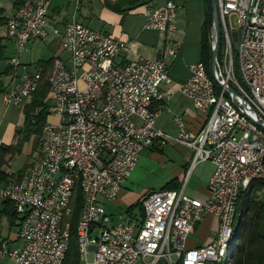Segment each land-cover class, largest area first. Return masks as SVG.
<instances>
[{"label": "built area", "instance_id": "built-area-1", "mask_svg": "<svg viewBox=\"0 0 264 264\" xmlns=\"http://www.w3.org/2000/svg\"><path fill=\"white\" fill-rule=\"evenodd\" d=\"M216 3L226 40L223 64L217 61L220 83L200 61L172 91L170 61L181 53L173 38L178 30L175 1L143 6L145 28L163 33L165 44L156 59L133 61L122 59L125 41L54 15L53 0L15 1L2 30L5 39L20 53L31 42L57 43L68 56L54 57L48 77L49 114L58 115L60 122L47 121L37 161L0 187V207L10 201L20 218L16 239L0 246V264L7 259L11 264H63L78 190L80 264H230L238 202L253 181H264V0ZM232 15L239 28L231 32ZM10 64L15 73L1 97L7 107L26 106L43 68L16 59ZM176 93L206 115L197 135L189 132L183 116L174 118L175 138L156 127ZM169 140L194 151L182 188L148 193L140 220H113L104 202L119 197L142 150ZM203 162L212 163L214 171L207 197L200 199L187 195L185 188L191 171ZM209 215L219 219L215 236L208 244L187 248L191 233Z\"/></svg>", "mask_w": 264, "mask_h": 264}, {"label": "rangeland", "instance_id": "rangeland-1", "mask_svg": "<svg viewBox=\"0 0 264 264\" xmlns=\"http://www.w3.org/2000/svg\"><path fill=\"white\" fill-rule=\"evenodd\" d=\"M16 0H0V5L5 9L6 16H10L12 10L14 9ZM78 0H53L55 5H59L66 14L69 11L71 15L75 13L76 5ZM81 3L88 8H84L87 12L89 7L93 9V13L90 16L94 23H89L92 27L98 28L100 23H96L99 18V9L101 3L99 0H79ZM161 4L166 2V0H156ZM179 7L178 20L180 34H179V47L181 53L174 59L175 66L173 71L179 70L182 75H185L189 68L200 62L201 60V38H202V26L205 19V6L203 0H174ZM89 12V11H88ZM141 18L136 20L135 23H131L128 33L131 36V43L135 44L133 49L138 51L141 56L149 57V55L155 53V50L163 43V33L159 31H150L143 28L144 22ZM228 25L230 31L238 30L239 19L236 15H232L228 18ZM165 36V35H164ZM175 36V35H174ZM166 38V37H165ZM165 42V41H164ZM234 50L237 53L238 44L232 40ZM5 44L7 46V57L11 59H16L20 61L21 64H28L34 66L38 61H47L55 56H63L66 58L68 55L56 44L52 46L48 45L42 41L31 42L27 45V51L20 53L18 47L15 43L6 40ZM22 68L20 69V72ZM173 78V73H172ZM176 80V79H175ZM25 104L20 106L7 107L2 97L0 96V143L6 145L10 144H20L21 151L15 156L9 159L8 164L5 169L10 174H18L22 170H26L30 165L37 161L39 157V150H36V139L37 136L32 134L28 140L24 139V121H25ZM50 123H59L60 117L58 115H50ZM18 131L23 133L18 134ZM169 135L172 138L177 137V132L173 127H171V133ZM181 144L176 143L173 140H169L168 143L164 144L163 151L148 152V154L142 153L143 156V169L138 176L137 185L131 188L140 198L149 191L160 190L165 184L174 179V174L182 171L186 165V154L179 147ZM186 147V146H185ZM192 150V149H191ZM204 165H200L193 178L191 179L187 194L193 196L196 189V178L199 174L204 173ZM260 198H264V189L259 193ZM132 195V194H131ZM113 202H105L106 207H108V212L113 213L118 220L123 221L126 217L125 215L127 208L130 206L128 201H126L121 207L118 206V199ZM139 209H135L138 212ZM130 220V219H126ZM128 222V221H127ZM18 228L15 227L9 230L7 221H4L3 234L5 236L9 235L11 239H16ZM191 241L200 242V236L193 233L190 237ZM94 259V254L89 255V260L92 262ZM3 264H11L9 259L5 260Z\"/></svg>", "mask_w": 264, "mask_h": 264}, {"label": "trees", "instance_id": "trees-1", "mask_svg": "<svg viewBox=\"0 0 264 264\" xmlns=\"http://www.w3.org/2000/svg\"><path fill=\"white\" fill-rule=\"evenodd\" d=\"M100 3L113 12L126 16L131 11L148 4V0H99ZM205 6V19L202 26L201 38V62L206 66L207 73L213 79L211 60L213 39L211 36L213 11L211 0H203ZM5 9L0 5V96L5 92L9 84V78L15 73V68L10 64L7 57V46L2 30L7 22ZM226 50V40L221 33V43L218 52V62L223 64ZM53 59L40 60L36 64L43 68V77L39 83L37 91L33 94L31 102L25 106L24 121V139L28 140L32 134L37 136L36 150L40 149L42 132L45 124L49 120V107L51 103L48 77L52 69ZM234 68L238 71V64L234 58ZM18 131V134L23 133ZM21 151V145L4 143L0 144V187L9 183L16 176H20L25 170L18 174H10L5 167L9 159ZM180 188L178 179L168 182L164 190H176ZM264 189L263 180H255L250 188L242 195L236 209V231L231 242L229 261L230 264H264V198H260V192ZM74 212L71 221V239L69 249L66 253L63 264H80V253L77 238V225L79 222L80 211L82 207L81 191L78 190V196L73 201ZM135 209L140 210V217L134 216ZM127 214L130 218L140 220L144 217L142 200L134 207H131ZM7 221L9 230L19 226L15 206L10 201L3 202L0 207V246L9 241L10 236L3 234L4 221Z\"/></svg>", "mask_w": 264, "mask_h": 264}, {"label": "crops", "instance_id": "crops-1", "mask_svg": "<svg viewBox=\"0 0 264 264\" xmlns=\"http://www.w3.org/2000/svg\"><path fill=\"white\" fill-rule=\"evenodd\" d=\"M167 1L168 0H166V2ZM166 2L161 4L160 2H157L156 0H148L147 5L159 6V5L165 4ZM84 8H85V5L82 2L80 9L75 10V13L73 15H71V13L69 11H66V14H65L63 12L64 10L59 5H55L53 2L54 15H56L57 17H61L66 22L75 18V19L87 24L88 26H90L93 29L104 31V32L112 35L113 37H115L117 39L125 41L128 44V48H127L126 52L124 53V55L122 56V59L124 61H133V60H138V59H156L159 56V53L165 44L164 34H163V43L155 50V53L149 55V57L141 56L138 51H135L133 49L135 44L131 43V36L128 33L129 28L131 27V23H135L136 20H139V18H141L143 21H141L140 23L144 22L143 28L145 30H147L145 28L146 17L144 16V7L143 6L131 11L126 16H123V15L118 14L116 12H113L110 9L106 8L105 6L101 5V7L99 9V18H98V21L96 22V23H100L98 25V28H94L89 24V23H94L92 19L90 20V16L93 13V9L89 7V10H88L89 12L88 11L83 12V11H85L86 8H88V6H86L85 9ZM13 11H14V9L12 10V12ZM12 12H11V14H12ZM11 14H10V16H11ZM178 15H179V11H178ZM178 15H177V28H178V30L174 34L175 36H173V38L179 44V42H178L179 41V34L181 32L180 27H179V23H182V21L178 20ZM10 16H8V17H10ZM150 31H152V30H150ZM175 62H176L175 60L170 61V77L172 79V85H170L168 88H170L172 91H177L179 84L185 82L190 77V70H188L185 75H182V73L179 70L173 71V67L175 66ZM172 73H173V78L171 76ZM169 109L170 110L166 111L162 116H160L156 122V127L168 135H169V133H171V127H173V129L176 130L177 135H178V128L174 122L175 116H183L184 117V119L187 123V128L192 135H197L198 132L200 131V129L205 125V123L207 121L206 115L196 111L194 108L193 102L191 100H189L188 98L182 96L180 93H176L173 101L169 105ZM168 142L169 141H167L165 143H168ZM164 144L161 147H156L154 149H144L141 151L139 161H138V165H137L136 169L134 170L131 177L126 182L122 191L119 194L120 198L118 199V206L121 207L126 201H128V203L130 204V206L126 210V213L131 207H134L139 201H141L148 193L155 191V190L149 191L147 194L145 193L142 196L143 198H140V195H137L134 190H131L132 187L137 185L139 173L141 172V169H143V164H144L143 159L144 158H143V156H141L142 153L148 154V152L163 151L164 150ZM179 148L181 150H183V152L187 153L186 154V158H187L186 159V165L184 166L183 170L178 172L177 174H174L175 175L174 179L179 180V182H180V188L179 189H181L185 183L188 172L191 169L194 151L188 147H185L184 145H181ZM200 165H204V169H203L204 173H201L197 176V178H196V189H197V191L195 192V194L193 196H191V195H189V196L194 197V198L205 199L207 197V194H208L209 181H210L211 176H212L213 171H214V166L210 162L199 163L191 171V174H190L189 179H188V183H187L186 188H185V193L187 194V189H188L189 183H190L191 179L193 178L194 173L196 172L197 168ZM174 179H172V180H174ZM179 189H176V190H179ZM104 206L106 208L107 214L109 216H111L113 218V220H115V221L118 220V218H116V216L113 213L108 212V209H107L108 207H106L105 202H104ZM133 214H134V216H137V218H139L140 217V210H138V212L134 211ZM125 217L126 218L124 220H126V219L135 220V218H130L128 214H126ZM218 229H219V219L216 216H212V215L206 216L204 218V220L200 224H198L195 227L194 231L191 233V235H193V233L196 235H199L200 236V242L191 241L190 240L191 235H190V237L186 243L187 248H195V247H199V246L208 244L212 240V238L215 236V233L218 231ZM138 264H140V263H138Z\"/></svg>", "mask_w": 264, "mask_h": 264}, {"label": "water", "instance_id": "water-1", "mask_svg": "<svg viewBox=\"0 0 264 264\" xmlns=\"http://www.w3.org/2000/svg\"><path fill=\"white\" fill-rule=\"evenodd\" d=\"M211 6L213 11V23L211 30V36L213 39L211 69H212L213 77L216 79L217 82H219V71L217 67V61H218V52L221 43V21L218 13L216 0H211ZM224 86L226 87L228 92L233 93L234 95L236 94L231 87H229L228 85H224ZM243 106L246 107V103L244 101H243Z\"/></svg>", "mask_w": 264, "mask_h": 264}, {"label": "bare ground", "instance_id": "bare-ground-1", "mask_svg": "<svg viewBox=\"0 0 264 264\" xmlns=\"http://www.w3.org/2000/svg\"><path fill=\"white\" fill-rule=\"evenodd\" d=\"M231 246V245H230Z\"/></svg>", "mask_w": 264, "mask_h": 264}]
</instances>
